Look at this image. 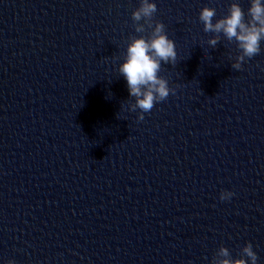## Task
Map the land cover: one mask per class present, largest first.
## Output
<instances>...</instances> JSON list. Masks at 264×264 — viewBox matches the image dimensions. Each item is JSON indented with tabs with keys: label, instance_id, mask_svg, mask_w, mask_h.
I'll return each instance as SVG.
<instances>
[{
	"label": "clouds",
	"instance_id": "clouds-1",
	"mask_svg": "<svg viewBox=\"0 0 264 264\" xmlns=\"http://www.w3.org/2000/svg\"><path fill=\"white\" fill-rule=\"evenodd\" d=\"M157 10L156 3L140 0L139 7L132 12L135 32L145 33L151 29V34L147 37H130L124 62L118 69L127 81L130 97L135 98L129 109L133 112L140 110L137 117L139 121L144 120V113L151 112L156 103L165 101L170 93L175 94V89L169 87L168 80L159 75L161 62L175 65L177 52L174 41L166 34L165 25L153 20ZM215 17L216 9L213 7L206 6L200 10L199 20L203 24V31L214 34L207 43L215 48L221 35L229 43L235 42L239 54L231 66L234 70H240L246 58L251 59L261 52V41H264V3L262 0H250L246 18L240 4L233 0L227 15L214 22ZM233 195L232 192L222 191L220 200H229ZM257 259L252 243L248 242L242 248L240 258L235 259L228 248L220 246L211 264H257ZM8 264L15 262L9 260Z\"/></svg>",
	"mask_w": 264,
	"mask_h": 264
}]
</instances>
